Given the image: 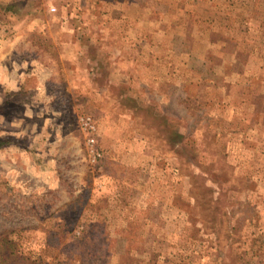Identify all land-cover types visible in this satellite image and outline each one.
<instances>
[{"label": "rangeland", "instance_id": "1", "mask_svg": "<svg viewBox=\"0 0 264 264\" xmlns=\"http://www.w3.org/2000/svg\"><path fill=\"white\" fill-rule=\"evenodd\" d=\"M0 138V264H264V0H0Z\"/></svg>", "mask_w": 264, "mask_h": 264}, {"label": "built area", "instance_id": "2", "mask_svg": "<svg viewBox=\"0 0 264 264\" xmlns=\"http://www.w3.org/2000/svg\"><path fill=\"white\" fill-rule=\"evenodd\" d=\"M51 9L55 10L56 8L54 6H51ZM80 122H81V126L83 127V129L88 133H92L96 129V125L93 123V121L91 120L89 116L81 117ZM88 142L93 143L94 139L89 138Z\"/></svg>", "mask_w": 264, "mask_h": 264}, {"label": "trees", "instance_id": "3", "mask_svg": "<svg viewBox=\"0 0 264 264\" xmlns=\"http://www.w3.org/2000/svg\"><path fill=\"white\" fill-rule=\"evenodd\" d=\"M169 133L171 134L172 132L169 131ZM7 143H8V139H7V138H0V146H3V145H5V144H7ZM53 234H56V235L59 236V233L56 232V231H54ZM60 234H61V233H60ZM2 238H4L3 235H0V240H1ZM0 249L3 250V251H8V248H7V246L5 245V243H2L1 241H0Z\"/></svg>", "mask_w": 264, "mask_h": 264}]
</instances>
